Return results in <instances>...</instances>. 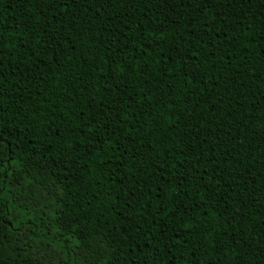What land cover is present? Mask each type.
Wrapping results in <instances>:
<instances>
[{"label": "trees", "instance_id": "obj_1", "mask_svg": "<svg viewBox=\"0 0 264 264\" xmlns=\"http://www.w3.org/2000/svg\"><path fill=\"white\" fill-rule=\"evenodd\" d=\"M62 2L0 0L3 103L20 145H35L30 153H8L11 176L3 202L15 235L2 241V264H113L117 254L121 264H264L259 25L236 17L221 22L211 14L206 23L161 25L164 18L150 0H79L67 13ZM208 25L217 38L215 55L191 35ZM97 119L115 130L102 147L86 127ZM205 138V157L197 164L186 146L199 150ZM89 140L95 151L76 157L68 172L62 146ZM182 150L194 174L189 164L181 167ZM150 162L163 165L171 178L170 184L161 181L163 193L145 197L151 213L127 205L128 190L136 187L130 178L141 168L151 172ZM177 196L190 212L178 213L173 223L156 206H171ZM126 216L142 229L123 241ZM178 235L185 242L171 247ZM102 240L107 251L83 253Z\"/></svg>", "mask_w": 264, "mask_h": 264}, {"label": "snow or ice", "instance_id": "obj_2", "mask_svg": "<svg viewBox=\"0 0 264 264\" xmlns=\"http://www.w3.org/2000/svg\"><path fill=\"white\" fill-rule=\"evenodd\" d=\"M51 2H55V0H51ZM112 3H118L120 5H124L129 2V0H111ZM62 7L64 12H69L75 7H79V0H63ZM149 7L155 8L159 16L164 18L160 21L161 25L164 24V20H167L169 24L176 25L181 22L191 21L192 23H206L209 14L212 15L213 19L219 18L221 22L228 20L231 17H236L242 20L251 19L254 24L259 25V33L260 39L264 40V0H150ZM161 31H164V28H161ZM199 30L195 29L191 32L192 37L199 42L200 40L205 41V47L208 48L209 55H215L217 51H219L218 44L216 43V37L209 35V33L213 32V29L210 25L207 26V31L200 33L197 36V32ZM5 28L4 26H0V45H3V37H4ZM162 40H166V36H161ZM53 46L55 45V40L52 42ZM6 46V45H5ZM58 47V46H57ZM147 47L151 48L152 45L149 43ZM3 57L0 55V249L4 247L2 241L7 239L8 235H15L13 232L11 223L12 221V213L8 204L4 203L3 193L6 188V181L9 176H11V172L6 167L7 164L11 163V158L8 155L11 152L13 155L17 151H29L35 147V145H27L22 147L20 145V139L18 138L19 134L15 132L12 121L9 116H7V105L3 103L4 100V84L6 77L3 73ZM132 71H135V68L129 65ZM123 74V69L121 71ZM147 79V77H146ZM175 115V113H174ZM189 115H191L189 113ZM175 119L179 120L180 116L175 115ZM187 127V125H185ZM87 130L92 133L93 138L95 139L96 144L101 147L110 140V138L115 135V130L111 128V124L109 121H105L103 119L96 120V126H93L92 121H89L86 125ZM199 130L197 129V132ZM59 135V132L56 133ZM195 136L196 133H193ZM127 138V137H125ZM130 143H135V140H131ZM207 144V138L203 141L199 142V150L198 145L189 144L187 147V152L193 155V159L197 164L203 162L205 157V151L203 145ZM66 152L67 156L61 161V163L67 165V171L71 172L73 168L76 167L78 160L76 157H81V154L90 155L95 149L92 147V141L89 140L87 144L77 143V144H64L62 146ZM51 150V149H49ZM115 150V149H114ZM209 152H214V149H209ZM180 155L185 156V160L181 161V167H184L185 164H189L190 167L188 171L191 174H194L197 169L194 165H191V161L187 159V154L184 150L181 151ZM171 159V156L168 157ZM209 162H213L209 160ZM125 164L121 158L120 167H124ZM146 167H151V172L144 171L143 168L138 169L139 175L132 177L130 179H134L136 187H130L129 192L131 195L127 200V205L129 208L135 210L137 205L146 206L151 213V205H143L144 199L147 196L148 199H151V193L155 192L157 189H160L161 193H163V186L161 181H166V183H171L170 176L166 179L165 177V168L163 165H155L154 162H150ZM173 168L176 165H172ZM208 175V173L200 174V181L204 180V176ZM67 178V177H66ZM183 180H189L188 175L183 176ZM19 187H23L22 184ZM180 187L183 188V183L180 184ZM204 187L207 188L208 185L205 182ZM187 190H185L186 192ZM209 200L212 199L211 190L209 189ZM163 200V195L160 197ZM199 207V205H197ZM156 210L158 212L164 213L165 216H168L170 213V219L174 223L178 213H182L183 215H188L190 209L184 206L183 201L180 200L179 196H177L176 201L173 205L169 206L167 204H158L156 206ZM155 219V217H153ZM163 220V217H161ZM145 222H147L145 220ZM186 227L192 228L194 224L184 225ZM16 228H20L19 224H16ZM123 229V234L121 239L123 241H127L131 235H133L136 231L142 229V225L138 224L135 217H127L126 222L121 225ZM162 230H168L167 223H161ZM73 231H75L73 229ZM185 241L181 239L178 235L176 239L172 242L171 247H175L177 244L184 243ZM264 249V245L261 246ZM99 249L104 248V241L102 240L98 245L93 247H88L83 249V253L88 256H95L96 252ZM3 262V254L0 252V264ZM113 264H121L119 254L115 256L113 259ZM124 264H134L133 262H129L125 259Z\"/></svg>", "mask_w": 264, "mask_h": 264}]
</instances>
